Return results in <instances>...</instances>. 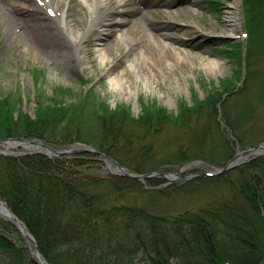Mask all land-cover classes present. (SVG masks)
Here are the masks:
<instances>
[{"label":"trees","instance_id":"16d2710c","mask_svg":"<svg viewBox=\"0 0 264 264\" xmlns=\"http://www.w3.org/2000/svg\"><path fill=\"white\" fill-rule=\"evenodd\" d=\"M241 6L245 40L224 48L234 71L204 97L193 92L176 110L141 100L134 116L125 104L111 107L93 84L59 85L50 94L37 86L29 115L23 94L10 90L0 93V138H37L53 148L82 142L139 173L194 159L224 165L237 146L264 141V0H242ZM33 71L37 78L42 73ZM104 164L92 152L0 153V198L49 264H137L140 253L143 264H255L264 258V154L226 172L161 187L158 177L142 182L107 173ZM205 187L216 192L194 207L163 205L179 192ZM27 245L0 216V264H38Z\"/></svg>","mask_w":264,"mask_h":264},{"label":"rangeland","instance_id":"374dc122","mask_svg":"<svg viewBox=\"0 0 264 264\" xmlns=\"http://www.w3.org/2000/svg\"><path fill=\"white\" fill-rule=\"evenodd\" d=\"M50 1L0 0V93L5 95L10 90L22 93L21 106L29 115L33 114L37 86L50 94L59 85L79 89L87 84H93L94 91L111 107L125 104L134 116L141 110V100H155L168 110H176L179 100L190 101L193 92L199 98L204 97L218 84L219 77L234 71L235 62L224 48L231 47L229 41H243L240 0H210V3L203 0H106L95 24L87 28L81 39L77 37L78 44L72 42L67 31L83 26L91 10L82 0H66L60 15ZM8 13L25 18L29 23L31 19H40L44 25L26 31L25 24L10 23ZM113 17L119 20L118 24H113ZM106 19L112 24L102 31ZM102 48L111 56L102 58ZM82 49L83 57L79 54ZM140 52L144 56L134 69L130 64ZM208 60L215 64H206ZM33 69L41 70L38 78ZM112 70L123 75L121 88L112 84L109 75ZM260 142L248 144L245 149ZM5 148V143L0 145V149ZM236 148V151L241 149ZM7 149L23 150L21 147ZM252 156L255 154H248L246 160ZM212 166L194 159L182 167L181 174L215 170ZM104 168L111 173L106 164ZM161 168L168 172L178 169ZM159 178L163 182L157 187L168 183L167 179ZM215 192L213 187L201 188L193 194L179 192L162 204L173 210L190 208ZM27 249L29 255L35 257L30 243ZM135 262L143 264L144 255L138 254ZM255 264L264 262L260 259Z\"/></svg>","mask_w":264,"mask_h":264},{"label":"water","instance_id":"95a60500","mask_svg":"<svg viewBox=\"0 0 264 264\" xmlns=\"http://www.w3.org/2000/svg\"><path fill=\"white\" fill-rule=\"evenodd\" d=\"M4 141L8 144L9 147L21 146V147L26 148L29 151L43 152V153L48 154V155H61V154L80 152V151L94 152V153L102 156L104 159H109V161L114 164V166H112L109 163L107 164V169L109 171L116 173V174H121V175L130 177V178L139 179L142 181L146 177H150V176H159V177L167 179L168 182H172V181L179 179V178L181 179V178H186V177L191 176L190 174H181L182 170H179L177 172H168V171H161V170L157 169V170H154V171L148 172V173L131 172L126 167L120 165L114 159L105 155L103 152L97 151L91 147H88V146H85L82 144H79L77 146H71V147L66 148V149H54V148L46 145L45 143L38 141V140H35V139L22 138L21 140H18L16 138H7V139H4ZM2 152L3 153H11L8 151H2ZM250 153L264 154V142H261L258 145L251 147V148L239 150L224 166L216 167L215 170H212L210 172H203L202 174H210L211 175V174H217L220 172H224L230 168H233L237 164H239V162L243 161L247 157V155ZM0 214H4L7 217H9L10 219H12V221H14V223L17 224V226L22 231V233L25 236H27L31 241L35 242L33 237L28 233L24 223L21 220H19L11 212V210L7 206L6 202L1 200V199H0ZM35 250H36V256L39 258V260L43 264H47V262L42 258L36 244H35Z\"/></svg>","mask_w":264,"mask_h":264},{"label":"bare ground","instance_id":"6f19581e","mask_svg":"<svg viewBox=\"0 0 264 264\" xmlns=\"http://www.w3.org/2000/svg\"><path fill=\"white\" fill-rule=\"evenodd\" d=\"M50 1V0H49ZM86 5L87 7L91 10V14L89 16H86L85 17V24L83 26H81L80 28H77V29H74V30H69L67 31L68 35L70 36L72 42H75L76 44H78L80 42L78 38L81 39V37L83 36V34L85 33V31L87 30V28H89L90 26H92L93 24H95L96 22V17L99 13V10L101 7L105 6L106 4V0H82ZM115 1H121V0H115ZM66 2V0H51L50 3L52 6L56 7L55 9L60 11L62 15V12L64 10V3ZM30 3V2H29ZM31 7V4L29 5ZM229 17H232L234 18V15L232 14H228ZM7 19L10 21V23L14 24V25H22V24H25L23 26L24 30H30L32 31L36 26L40 27V26H43V22L40 20V19H31V23L27 22V20L25 18H20L19 16H17L16 14L14 13H8L6 15ZM18 17V18H17ZM113 20L115 21L113 24H118L117 21L119 22V20H117L116 17H113ZM104 24L102 25L103 28H102V31H106V27L111 25L112 22L109 21V19H106L103 21ZM61 24V23H60ZM120 35V38L123 37V34H119ZM85 49V48H84ZM84 49H82L79 54L81 57L84 56ZM170 51V50H169ZM172 52V51H171ZM170 52V53H171ZM177 54H181L180 52H177ZM100 55L102 56V58H108L110 57L111 55L109 54V51H107L106 49L102 48L100 50ZM144 56V53L143 52H140L139 56L133 60V62L130 64V66L132 68L135 69V67L137 68L138 67V61L141 57ZM211 62L213 64H215L214 62L215 61H210L208 60L206 62V64H211ZM110 75V79H111V82L113 85L117 86V87H122L123 83H124V77L122 74L118 73H114V71L112 70L111 73L109 74ZM138 75V74H137ZM139 76V75H138Z\"/></svg>","mask_w":264,"mask_h":264}]
</instances>
